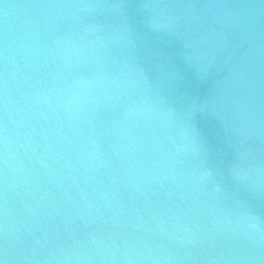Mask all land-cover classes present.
<instances>
[{
	"label": "water",
	"instance_id": "95a60500",
	"mask_svg": "<svg viewBox=\"0 0 264 264\" xmlns=\"http://www.w3.org/2000/svg\"><path fill=\"white\" fill-rule=\"evenodd\" d=\"M0 264H264V0H0Z\"/></svg>",
	"mask_w": 264,
	"mask_h": 264
}]
</instances>
